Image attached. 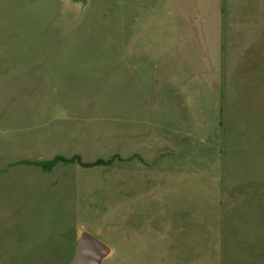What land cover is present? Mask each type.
I'll return each mask as SVG.
<instances>
[{"label":"rangeland","instance_id":"rangeland-1","mask_svg":"<svg viewBox=\"0 0 264 264\" xmlns=\"http://www.w3.org/2000/svg\"><path fill=\"white\" fill-rule=\"evenodd\" d=\"M79 156L51 171L27 164ZM264 264V0H0V264Z\"/></svg>","mask_w":264,"mask_h":264},{"label":"water","instance_id":"water-1","mask_svg":"<svg viewBox=\"0 0 264 264\" xmlns=\"http://www.w3.org/2000/svg\"><path fill=\"white\" fill-rule=\"evenodd\" d=\"M111 248L89 232H82L73 259L68 264H102Z\"/></svg>","mask_w":264,"mask_h":264},{"label":"trees","instance_id":"trees-1","mask_svg":"<svg viewBox=\"0 0 264 264\" xmlns=\"http://www.w3.org/2000/svg\"><path fill=\"white\" fill-rule=\"evenodd\" d=\"M78 163L83 167H93L95 166L98 162L95 163H83L80 159L79 156H75L72 158H66L64 156L61 155H57L55 156L53 159L51 160H47V161H39V162H28L27 164H33L36 166L41 167L44 171H51L58 163Z\"/></svg>","mask_w":264,"mask_h":264}]
</instances>
